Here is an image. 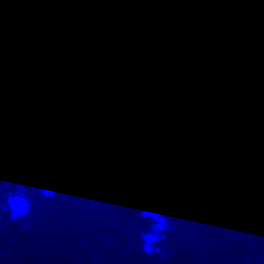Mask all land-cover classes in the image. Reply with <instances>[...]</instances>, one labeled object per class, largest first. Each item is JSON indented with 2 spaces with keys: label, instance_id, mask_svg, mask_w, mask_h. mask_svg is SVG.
Segmentation results:
<instances>
[{
  "label": "trees",
  "instance_id": "16d2710c",
  "mask_svg": "<svg viewBox=\"0 0 264 264\" xmlns=\"http://www.w3.org/2000/svg\"><path fill=\"white\" fill-rule=\"evenodd\" d=\"M237 7L239 12L211 0H0V16L11 26L10 41L0 39V85L7 79L19 85L5 102L7 109H21L12 118L21 123L17 138L26 119L55 133L58 120L61 127L78 130L93 109L130 113L146 98L145 82L162 80L164 67L170 70L167 76L191 78L194 72L215 74L228 66L232 81L239 80L234 87L264 93L255 88L264 82V73L245 71L238 60L249 41L252 46L264 41V33L248 24L246 4ZM58 16L65 19L57 23ZM36 77L46 79L37 96L28 88ZM194 135L209 159L228 144L227 164L244 165L241 169L246 167L255 186L264 182V126L231 135L202 129ZM201 161L190 159L186 170L175 157L158 165L141 161L128 178L122 175V163L92 169L83 180L84 191L60 190L51 200L40 197L46 208L33 228L15 223L2 239L9 247L0 254V264H252L259 259L264 264V192L250 195L249 188L236 193L223 187L214 196L206 194L213 198L206 206L182 217L181 209L194 208L188 194L195 198L196 182L185 190L170 187L184 183L186 174L194 175ZM85 195L97 199L92 209L87 204L93 200ZM147 207L184 220L203 248L184 244L179 226L158 243L167 245L164 255H146L140 238L127 243L131 227L147 231L149 222L137 223L134 211Z\"/></svg>",
  "mask_w": 264,
  "mask_h": 264
},
{
  "label": "clouds",
  "instance_id": "9594fccd",
  "mask_svg": "<svg viewBox=\"0 0 264 264\" xmlns=\"http://www.w3.org/2000/svg\"><path fill=\"white\" fill-rule=\"evenodd\" d=\"M226 3L239 12L238 4H246L248 24L264 33V0H211ZM65 17L58 16L57 23ZM11 26L0 16V39L10 41ZM258 33L253 32L252 36ZM238 34H234L236 38ZM248 42V48L238 58L245 71L264 73V41ZM146 98L130 113L123 116L93 109L80 121L78 130L61 127L51 137H28L18 150L3 151L0 139V162L7 161L16 173H35L39 188L15 183H4L5 205L10 221H22L29 216L32 203L28 193L39 191L42 198L51 200L60 190L75 189L85 178V166L102 169L122 163L124 178L138 172L140 162L158 165L175 157L179 159L193 142V130L214 124V107L239 104L241 93L232 85V71L220 67L215 74L194 72L186 82L176 78L154 80ZM256 89L264 91V82ZM4 135L0 131V137ZM126 156L127 158H123ZM139 158V159H138ZM139 219L147 221L148 229L140 235L143 252L151 256L159 252L158 243L168 231V218L147 207L134 210Z\"/></svg>",
  "mask_w": 264,
  "mask_h": 264
},
{
  "label": "rangeland",
  "instance_id": "374dc122",
  "mask_svg": "<svg viewBox=\"0 0 264 264\" xmlns=\"http://www.w3.org/2000/svg\"><path fill=\"white\" fill-rule=\"evenodd\" d=\"M169 69L167 67H164L162 69L161 75L162 77L160 79L164 80L166 78H176L178 79L180 82H186L190 79V77H188V75L184 74V75H180V74H175L173 77L167 76L169 74ZM233 79L235 81H232V83H234L235 85H237V82L239 81L238 78L233 77ZM157 80V79H150L148 82H145V87H146V94L151 90L152 84L151 82ZM159 81V79L157 80ZM39 91L40 90H31V93L33 95H39ZM5 94H2V98L4 100L12 98L14 96L15 92H7L5 91ZM145 94V97H146ZM9 97V98H7ZM6 102V101H5ZM5 102L0 101V116H4L7 119L13 118L14 115L19 116L18 112H20L18 107L12 108V109H7V106L5 105ZM17 111V112H16ZM5 114V115H3ZM7 115V117H6ZM23 116H21L22 118ZM211 131V130H210ZM213 133H215L214 131H211ZM216 135V133H215ZM244 135V134H242ZM193 137H197L196 141H193L190 145H189V149L187 152L183 153L180 158H179V162L181 163V167L183 168V170H186V164L185 162L190 161V159L192 161H197L199 159H202L201 163L195 168V170H193L192 172L194 173V175L192 174H186V178L184 179V183H179L177 184L175 187H170L172 190H175L177 187H179L182 190L185 189H189L190 187H186V185H188L190 182H196L195 184V189L193 190V194L195 195V198H193V196L191 194H188V196L190 197V199L194 201V208H191L190 205H187L188 210L184 211L181 209L182 212V217L186 220L187 216L189 215L190 211L195 210L196 207H201V206H206L207 201H212L213 198H207L205 197L206 194H210V195H216V193H218L219 191L223 190V187H229L233 192H240L241 190L244 189H250V195H256L258 194L257 192H264V187H258L260 184H264V182L262 180H259V183H256V186L252 184L253 180L248 179L247 176L245 174V168H242L244 165H236L234 167V165H228L227 164V160H230L228 157H223L225 156L226 151L228 152L229 148H228V144H225L222 147H219V152L217 154H211V157L209 159L208 155L206 154L205 148H203V144L201 143V141H198V136L193 134ZM218 145V142H217ZM231 149V148H230ZM183 162V163H182ZM92 169H95V167L92 168H88L87 166H85V176L86 174L91 171ZM196 176L198 178L197 181H194ZM84 180V179H83ZM83 180L81 181V183L79 184L78 187H76L74 190L76 191V193H79L81 191H84V186L83 185ZM120 182L119 180L116 181V183ZM257 182V181H256ZM253 185V186H251ZM168 186V185H166ZM165 185L162 188L163 191L165 190ZM199 189H203V192H199ZM166 189L168 190L169 187H166ZM161 190V189H160ZM157 190V193H161L163 192L162 190ZM29 194V193H28ZM86 199L88 200H93L91 201V203L87 204L88 208L92 209V207L97 205V199L95 200L92 196L90 195H85ZM40 194L37 195L36 197H33L30 199L31 203H32V209L31 212L29 214V216H27L24 220L22 221H16L11 223V225L7 228H0V254H7V249L9 247L8 243H3L2 239H5V236L13 231V226L14 224H19L21 225L24 229L30 230L31 228H33L34 224L36 223V217L38 214H40L43 210V207L45 206L46 202L45 200L43 202H40ZM85 199V198H84ZM200 201L199 203H197L196 201ZM102 202V201H101ZM255 203V202H254ZM46 208V206L44 207V209ZM178 210V209H176ZM190 210V211H189ZM180 211V212H181ZM91 213V212H90ZM169 220V228L168 231L164 234L165 237H167L170 232L172 231V227L174 226H179V230H182L181 233H179V237L183 236V241L184 244L187 245H194L195 248H203L202 242L200 240H198L196 233L192 230V227H188L185 228L186 223H184V220H180L179 218H176L174 220H172V218L167 217ZM91 221V220H90ZM130 231H127L126 234V238H127V243H131L135 240H139L140 235L142 234L141 231L138 228L133 229V227L130 228ZM172 233V232H171ZM178 236L176 237L178 240ZM10 237V236H9ZM10 239H6L7 242H9ZM5 241V242H6ZM250 239H247V242H250ZM191 243V244H190ZM157 247L159 248V251H162V254L164 255L165 250L167 248V245L164 244V248L161 245H157ZM6 249V250H5ZM133 249V248H132ZM260 260V259H259ZM256 260V263H252V264H259L261 263V261ZM263 261V259H262Z\"/></svg>",
  "mask_w": 264,
  "mask_h": 264
},
{
  "label": "built area",
  "instance_id": "2783aa9c",
  "mask_svg": "<svg viewBox=\"0 0 264 264\" xmlns=\"http://www.w3.org/2000/svg\"><path fill=\"white\" fill-rule=\"evenodd\" d=\"M237 90L241 93V102L231 107H226L222 103L217 104L214 107L217 113L216 121L204 129L214 131L220 135H231L238 131L260 129L264 126V93L247 88H237ZM6 91L8 92V90ZM5 93L3 91L1 95ZM6 100L3 99L1 101L5 102ZM15 118L7 119L4 116H0V131L4 133L0 139L3 141V151L5 153L11 150H18L19 147L25 144L28 137L32 135L37 136V138H43V136L51 137L54 134L43 129L42 136L40 125L31 119H26L23 125V133L20 138H17L16 130H20L21 123ZM197 131V129H194L193 134ZM4 183H8L9 186L20 183L33 188H39L35 173H16L7 161L0 162V228H7L13 222L8 218L5 205ZM116 185L120 186L119 182ZM38 194L39 191H30L28 194L29 199L36 197Z\"/></svg>",
  "mask_w": 264,
  "mask_h": 264
},
{
  "label": "water",
  "instance_id": "95a60500",
  "mask_svg": "<svg viewBox=\"0 0 264 264\" xmlns=\"http://www.w3.org/2000/svg\"><path fill=\"white\" fill-rule=\"evenodd\" d=\"M19 88V85L16 81L7 79L3 81L0 85V91H17ZM28 88L30 90H42L46 88V79L44 77H36L32 78L28 81Z\"/></svg>",
  "mask_w": 264,
  "mask_h": 264
}]
</instances>
